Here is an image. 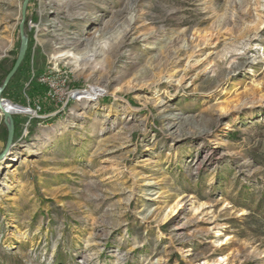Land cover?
<instances>
[{
    "label": "rangeland",
    "instance_id": "obj_1",
    "mask_svg": "<svg viewBox=\"0 0 264 264\" xmlns=\"http://www.w3.org/2000/svg\"><path fill=\"white\" fill-rule=\"evenodd\" d=\"M23 5L0 0V81ZM25 16L0 264H264V0H30ZM8 135L0 110V154Z\"/></svg>",
    "mask_w": 264,
    "mask_h": 264
},
{
    "label": "water",
    "instance_id": "obj_2",
    "mask_svg": "<svg viewBox=\"0 0 264 264\" xmlns=\"http://www.w3.org/2000/svg\"><path fill=\"white\" fill-rule=\"evenodd\" d=\"M30 3V0H24V5L22 8V16H23V22L20 26V31H21V49L19 52V55L17 57V61L15 63V65L13 66L12 70L9 72L8 76L6 77L5 81L3 82L2 86L0 87V110L3 111V116L6 119V124L8 125V140L5 146V150L0 154V161L1 160H5L8 159L10 157V153L13 149V145H14V140L16 137V128H15V123H14V119H12L10 116H8L7 114H5L4 112V106L8 105V101H6L5 99H3V94L6 91L7 87L10 85V83L12 82V79L15 77V74L20 70V68L22 67V65L25 62V57L26 54L28 52L29 49V40L28 37L25 35V31H24V22H25V18H26V11L28 8V5Z\"/></svg>",
    "mask_w": 264,
    "mask_h": 264
},
{
    "label": "bare ground",
    "instance_id": "obj_3",
    "mask_svg": "<svg viewBox=\"0 0 264 264\" xmlns=\"http://www.w3.org/2000/svg\"><path fill=\"white\" fill-rule=\"evenodd\" d=\"M58 4V3H57ZM123 45H119L118 46V48L117 49H119V48H121ZM93 55L95 56L94 58L95 59H89V60H86V59H84V57H82L84 60H78L77 61V66L79 67L78 68V71L80 72V71H84L85 69H86V67L87 66H94V64L97 62V59L101 56V54H99V56L97 57V52L95 51L94 53H93ZM96 66V65H95ZM82 73V72H81ZM79 94V93H78ZM77 94V95H78ZM77 95H75L76 97H77ZM9 108H15V109H20V110H24V108H21V107H19V106H16V105H10V104H8V105H6V106H4V112H5V114H7L8 116H10L11 118H13V114L12 113H10L9 112ZM1 113L3 114V111L1 110ZM61 134H64L63 132H61ZM21 154V153H20ZM20 154H18V155H20ZM14 161H16V156H14V158H12L10 161H8L7 163L9 164V165H5V168H8L9 166H11L13 163H14ZM18 161V160H17ZM0 172H1V170H0ZM178 204L174 207V208H172L171 210H170V212L165 216L166 217V219H169L170 218V216H173L175 213H176V209L178 208Z\"/></svg>",
    "mask_w": 264,
    "mask_h": 264
},
{
    "label": "trees",
    "instance_id": "obj_4",
    "mask_svg": "<svg viewBox=\"0 0 264 264\" xmlns=\"http://www.w3.org/2000/svg\"><path fill=\"white\" fill-rule=\"evenodd\" d=\"M16 61H17V60H16ZM16 61H15L14 64L12 65V68H13V66L15 65ZM12 68H11L8 72L5 73L4 78L0 81V87L2 86L3 82L5 81L6 77L8 76V74H9V72L12 70ZM21 69H22V67L20 68V70H21ZM20 70H19V71H20ZM33 86H34V84H33Z\"/></svg>",
    "mask_w": 264,
    "mask_h": 264
}]
</instances>
